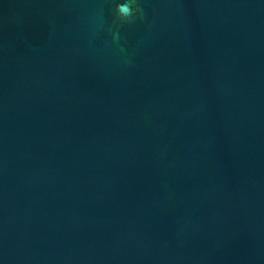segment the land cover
I'll return each instance as SVG.
<instances>
[{
    "label": "water",
    "instance_id": "95a60500",
    "mask_svg": "<svg viewBox=\"0 0 264 264\" xmlns=\"http://www.w3.org/2000/svg\"><path fill=\"white\" fill-rule=\"evenodd\" d=\"M0 0V264H264V0Z\"/></svg>",
    "mask_w": 264,
    "mask_h": 264
},
{
    "label": "clouds",
    "instance_id": "9594fccd",
    "mask_svg": "<svg viewBox=\"0 0 264 264\" xmlns=\"http://www.w3.org/2000/svg\"><path fill=\"white\" fill-rule=\"evenodd\" d=\"M117 17L122 22H133L136 15L143 16V9L139 7L137 0H123L116 6Z\"/></svg>",
    "mask_w": 264,
    "mask_h": 264
}]
</instances>
